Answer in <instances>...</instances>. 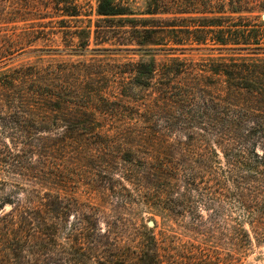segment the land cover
<instances>
[{"label":"rangeland","instance_id":"rangeland-1","mask_svg":"<svg viewBox=\"0 0 264 264\" xmlns=\"http://www.w3.org/2000/svg\"><path fill=\"white\" fill-rule=\"evenodd\" d=\"M114 1L134 15L101 17L98 0H0V264L23 263L15 243L26 264H136L147 229L174 264H264L209 110L264 51L221 49L200 26L252 21L247 11L264 21V0L241 15L228 0H170L155 17L150 0ZM148 20L169 27L144 31ZM191 169L196 191L181 179L171 214L152 186Z\"/></svg>","mask_w":264,"mask_h":264},{"label":"trees","instance_id":"trees-1","mask_svg":"<svg viewBox=\"0 0 264 264\" xmlns=\"http://www.w3.org/2000/svg\"><path fill=\"white\" fill-rule=\"evenodd\" d=\"M228 1V6L233 9L232 13L238 15L243 13L241 12L244 9L243 6L249 3L248 0ZM235 5L237 8H234ZM220 11V14H225L224 9ZM247 12L252 15L257 13L251 16L253 17L252 21L240 16L237 22L230 25L227 22L229 18L222 16L218 20L206 19L201 22L200 26L208 29V33L216 34L212 41L215 45L221 46V49H248L252 47L263 52L264 21L260 13ZM77 13L74 14L73 9L68 12V15L77 16ZM97 14L107 18L134 15L130 8L118 4L114 0H98ZM168 14H170V0H150L148 2L145 15L155 17ZM128 23L137 31L140 27L138 23L141 22L128 20ZM144 23H147L142 25L145 28L144 31H150L146 29L155 31L158 28L169 27L166 24H155L157 23L156 20H148ZM214 28H217V31ZM196 42L205 45L207 38L197 39ZM256 54L262 55L261 53ZM243 65L239 66L241 70L237 73L238 77L235 80L239 91L232 95H226L222 104L208 108L218 115L217 122L210 124V126L217 128V138L224 147V154L232 159L230 164L237 170L234 180L235 193L232 194L233 199L231 200L252 219L250 221L257 236L264 239V228L259 225L260 222L264 224V63L262 61L258 64ZM139 72L146 77L152 75L153 70L140 68ZM258 149H262L263 152L260 153ZM170 171L162 176L167 182L161 178L160 181H163L161 187L154 188L155 186H152L154 190L151 192L160 193L159 197L164 204L163 207L172 214L176 210L172 195L177 188H180L177 183L183 179L185 189L188 192L196 191L193 187H197L196 184L201 178V173L191 169L189 173L179 177L181 174H174L179 170ZM6 204L7 202L0 204V210L4 209ZM261 219L262 221H260ZM143 236L142 249L136 264H174L175 260L171 255L160 252V244H158L153 229H147ZM24 247L22 243H15L11 248L13 258L18 259V261L23 260L21 264L29 263V260L26 262V258L29 259V256Z\"/></svg>","mask_w":264,"mask_h":264},{"label":"water","instance_id":"water-1","mask_svg":"<svg viewBox=\"0 0 264 264\" xmlns=\"http://www.w3.org/2000/svg\"><path fill=\"white\" fill-rule=\"evenodd\" d=\"M263 19H264V15H263ZM149 226L150 227H153L154 226V223L153 222H150Z\"/></svg>","mask_w":264,"mask_h":264}]
</instances>
